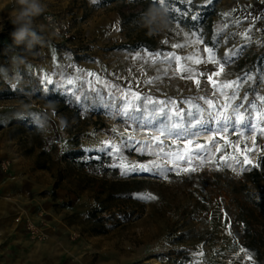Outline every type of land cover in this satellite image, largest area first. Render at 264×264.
<instances>
[{"label":"rangeland","instance_id":"obj_1","mask_svg":"<svg viewBox=\"0 0 264 264\" xmlns=\"http://www.w3.org/2000/svg\"><path fill=\"white\" fill-rule=\"evenodd\" d=\"M103 2L43 0L45 12L34 24L44 30V36L30 56L20 55L8 39L0 40L1 89L19 90L26 96L0 101V125L4 126L0 129V264H253L239 214L245 194L260 197L251 183L246 189L243 184L253 165H261L264 136L239 125L221 132L220 125L210 119L209 113L220 112L235 119L231 109L223 107L224 97L218 92L214 95L207 81V75L219 71L216 64L182 59L180 65L193 70L189 79L188 72H177L175 62L152 63L149 54L160 53L163 58L170 52L181 57L197 53L203 60L208 55L203 49L212 47L221 63L230 56L223 71L213 76L217 85L252 77L240 84L233 106L241 104L245 94L248 101L264 96V0H193V5L217 10L214 34L204 26L197 30L167 22L154 50L119 48L130 40L128 28L122 26L121 2ZM10 5L0 0V33L14 30L9 28ZM49 16L51 22L46 19ZM196 37L202 42L172 47ZM89 72L100 78L98 83L86 77ZM45 75L57 85L45 84ZM77 76L81 82L74 87L62 84ZM85 79L93 80L96 91L82 83ZM128 89L141 96L134 103H143V119L152 120L151 125L138 126L118 113L123 103L120 91ZM72 91L81 97L79 101ZM224 91L231 95V89ZM55 93L78 105L80 116L58 113V103L43 99ZM145 96L153 103L144 101ZM205 99L216 107L210 109ZM248 101L239 109L246 121L252 119ZM193 105L199 107V118L208 127H190L192 118L186 113H196ZM177 110L183 119H178ZM23 114L34 116L41 127L43 147L52 160L39 157L40 139L28 130L12 137L17 126H11V121ZM177 122L190 130L181 137L160 136L158 127ZM153 136L162 143L153 141ZM188 140L192 150L206 146L190 165L181 160L177 166L171 158L159 155L161 148L176 151ZM31 146H35L32 153ZM217 147L222 150L217 152ZM76 148L86 151L82 160L89 161V154L95 153L93 158L100 162L82 168L66 161L64 154ZM245 148L255 150L245 153ZM241 153L250 164H244ZM44 162L48 167L40 168L38 164ZM140 165L151 171H140ZM154 165L174 170L165 178L156 174ZM125 168L129 171L122 174ZM191 168L195 171L184 170ZM109 194H114L112 201Z\"/></svg>","mask_w":264,"mask_h":264},{"label":"trees","instance_id":"obj_2","mask_svg":"<svg viewBox=\"0 0 264 264\" xmlns=\"http://www.w3.org/2000/svg\"><path fill=\"white\" fill-rule=\"evenodd\" d=\"M114 2H121L119 7V12L122 17V26L124 29L128 28L129 41L119 45V48L129 49V50H154L157 46V37L159 32L155 34H149L147 27L143 24L147 20L145 14L149 9H156L158 7L149 3V0H104L103 5H109ZM179 8L184 9L183 4L177 5ZM160 8V7H159ZM167 22H178L180 24L192 27L194 29L200 30L204 26L205 30L210 34H214V17L217 14V10L211 6H198L193 5L189 8L187 14L181 19L172 20L169 19V10L167 7ZM196 11V12H195ZM199 11V12H198ZM196 13V14H195ZM195 15L197 19L193 20L191 17ZM145 17V18H144ZM144 19V20H143ZM37 33L43 37L44 30L37 25H33ZM9 28L14 29V25L9 24ZM8 29L0 33L1 39H8L10 44L20 53L22 56H30L32 49H26L23 45L17 46L13 42V38ZM26 96L22 94L19 90H3L0 84V101L8 100H21ZM47 101H52L58 103L61 107L58 108V113L71 114L72 118H78L80 116V107L74 104L70 99L61 96L58 93L50 95L48 97H43ZM100 115V112H96ZM17 126L13 130L12 137L15 138L22 131L28 130L34 134L36 138L40 139V153L39 157H47L48 160H52V156L48 150L43 146V137L40 136L41 127L35 122L34 116L29 114H23V116H16L11 121V126ZM4 126L0 125V129ZM74 142L78 145L80 142L79 134L75 135ZM30 152H34L35 146H31ZM86 155V151L83 149H72L64 154V159L66 161H72L79 164L82 168L87 167L91 164H96L100 160L93 158L95 153H90L91 159L89 161L82 160ZM102 158L104 157L101 155ZM40 168H47V163L38 164ZM251 183L259 193L260 197L257 198V194L252 195L245 194V202L241 203L239 219L244 224V232L242 236L244 237L247 248L250 250V254L253 258V264H264V158L261 161L260 166L254 167L248 173H246V181L243 184L244 188H249L248 184ZM59 184H56V188ZM251 188V187H250ZM234 191L235 186H233ZM114 194H109L108 200L112 201Z\"/></svg>","mask_w":264,"mask_h":264},{"label":"snow or ice","instance_id":"obj_3","mask_svg":"<svg viewBox=\"0 0 264 264\" xmlns=\"http://www.w3.org/2000/svg\"><path fill=\"white\" fill-rule=\"evenodd\" d=\"M210 2V0H209ZM149 3H151L152 5L156 6V7H167L169 10V19L172 20H179L181 19L183 16H185L187 14V11L189 8L193 7V0H149ZM179 4H183L185 7L184 9L179 8L177 5ZM193 20L197 19V17L195 15H193L191 17ZM192 35H195L194 33ZM247 38V37H246ZM167 42V41H165ZM201 38L200 37H196L195 40H186L185 43L180 44H173L172 47L174 48H184V47H188V46H192L195 45L197 43H201ZM204 52H206L208 55L202 60L201 58H199L197 53H193L184 57H181L179 55H176V53L174 52H170L167 54L163 55V58H161V54L160 53H156V54H149V60L152 61V63H157V62H161V63H168L171 64L172 62H175L177 64V72L183 70L189 73V76L187 78L192 79L193 78V70L191 68H185L183 66L180 65V61L183 59L185 61H192L196 64H200V63H212V64H216L219 68V71L217 72H213L211 75H207V81L212 83L213 88L215 89L214 91V95L218 92L221 96L224 97L225 103L223 105V107L225 108V110L231 109V115L235 117V119L233 120L230 115L225 114V112H220V113H209V117L212 120H215V122L217 124L220 125L219 131L221 132H227L228 127L231 125L234 128L239 125L242 126L244 128H247L250 132L256 133L258 132L260 135L264 136V127H262L261 125L264 124V96H255L254 99L252 101H248V96L247 94H245V96L242 98V103L239 105H235L233 106V101L236 100L237 98H239V88H240V84L244 81V80H251L252 77L251 76H245L243 79H237V80H233V81H224L222 83H220L219 85H217V83L215 81H213V76L214 75H219L220 72L223 71L224 68V63H227L228 60L230 59V56L228 58H226L224 60V63H221L220 61H218L215 57V53L213 51L212 47H205L203 49ZM79 71V70H77ZM167 73V69H165V74ZM86 77H94L95 78V82H99L100 78L98 76L95 75V73H86ZM78 82L80 81V77H68L66 78L62 84L63 85H67V86H72L74 87ZM44 83L47 85H53L54 87L57 85V82L53 81V79L51 78V76L45 75L44 76ZM83 84H86L89 88H91L92 91H96V88L94 87V83L93 80H88L85 79V81L82 82ZM148 83H151V81H148ZM196 84L197 86H199V80H196ZM106 88H115V85H107L105 84ZM224 89H231V95H229L227 92L224 91ZM70 90V89H69ZM72 96L75 97V99L77 101H79L81 99V97L79 95L76 94V91H72L71 92ZM84 99L87 100L88 97L84 96ZM120 100L123 101L121 108L118 110V113L128 117L130 120L134 121L137 123L138 126H148L152 124V120H147L144 121L143 116V108L144 105L143 103H141L139 106L134 103V101H141V96L137 93V92H133L131 91V89H128L126 91L121 90L120 91ZM203 99V97H202ZM144 101H147L148 103H153L152 98L151 97H143ZM244 101H248V114L249 117H251L252 119H255L256 123H252V119L249 120H245V117L243 115H241L239 109L241 107H243V102ZM257 101L259 103H257ZM159 104H163V101H159L156 102ZM205 103L208 105V107L210 109H214L216 106L214 104V102L210 99H205ZM189 104H191V101H189ZM110 107V105H109ZM193 107L196 108V113L194 114L192 111H188L186 113V115L188 117H191L192 120H195V123H192V120H189L188 123L190 125L191 128H195L197 126H200L201 128L203 127H208V122L201 120L199 118V113H200V109L198 106L193 105ZM255 112V116H252V112ZM136 113H140L139 116L136 115ZM183 115L179 110H177L176 112V116L178 117V119H183ZM165 117L167 119H170L171 117L168 116L167 113H165ZM162 123V121H161ZM173 129H177V131L173 132ZM190 129L189 128H185L184 125L182 123H173L170 127L165 126L164 128H157V131H159L160 136H164V135H174L176 137H181L183 136L186 132H188ZM192 135H197L196 132H193ZM223 138V137H222ZM153 141H156L157 143H162V141H160L159 137L157 136H153L152 137ZM226 143H229L228 141H226ZM192 144L191 140H188L187 143L183 146L182 149H177L176 151H169V152H164L163 148H161V151L159 153V155H162L164 157H168L171 158L174 162L175 165L178 166V162L181 160H184L186 163H188L189 165L192 163V158L193 156H199L201 152L206 150V146H200L197 145L196 150H192L189 148V145ZM234 148H236L237 151H239L238 147L235 145H232ZM115 147V146H113ZM222 149L220 147L216 148V151L219 152ZM255 148L253 149H248L245 148V153L248 151H254ZM100 151H105L103 148ZM117 151H119V149L117 148ZM107 154H111L110 152ZM242 155H244V164L248 165L251 163V161L248 159L247 155H245L244 153H241ZM222 160H226V159H234V157H221ZM254 167L256 165H253ZM154 167L157 168V175H164L165 178H167L166 173L167 172H171L174 170V168H167V167H160L159 165H154ZM133 171H135V167L132 168ZM139 170L140 171H144V172H148L151 171V169L146 166V165H140L139 166ZM185 171H195L194 168L191 169H184ZM242 170H247L246 168L242 169ZM129 171V169L125 168L124 171L122 172V174H127ZM177 174H179V172L177 171ZM143 199H155V197L152 196H145L142 197ZM262 198H264V196H262ZM249 259H251L249 257Z\"/></svg>","mask_w":264,"mask_h":264},{"label":"clouds","instance_id":"obj_4","mask_svg":"<svg viewBox=\"0 0 264 264\" xmlns=\"http://www.w3.org/2000/svg\"><path fill=\"white\" fill-rule=\"evenodd\" d=\"M45 9L46 5L43 0H14L10 17L14 25L11 36L15 45H23L26 49H32L37 44L42 43V37L33 25L34 20L41 16ZM145 17H147V20L143 26L148 28L149 34H155L168 26L167 9L163 7L149 9ZM46 19L51 22L53 18L49 16Z\"/></svg>","mask_w":264,"mask_h":264},{"label":"crops","instance_id":"obj_5","mask_svg":"<svg viewBox=\"0 0 264 264\" xmlns=\"http://www.w3.org/2000/svg\"><path fill=\"white\" fill-rule=\"evenodd\" d=\"M12 5H10V6H12V8L14 7V0H8Z\"/></svg>","mask_w":264,"mask_h":264},{"label":"bare ground","instance_id":"obj_6","mask_svg":"<svg viewBox=\"0 0 264 264\" xmlns=\"http://www.w3.org/2000/svg\"><path fill=\"white\" fill-rule=\"evenodd\" d=\"M3 234V227H0V235Z\"/></svg>","mask_w":264,"mask_h":264}]
</instances>
